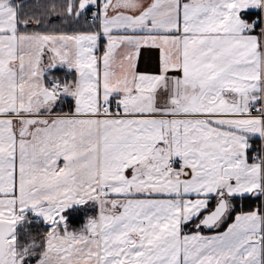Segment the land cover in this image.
Wrapping results in <instances>:
<instances>
[{
	"label": "snow or ice",
	"instance_id": "obj_1",
	"mask_svg": "<svg viewBox=\"0 0 264 264\" xmlns=\"http://www.w3.org/2000/svg\"><path fill=\"white\" fill-rule=\"evenodd\" d=\"M0 264H264V0H0Z\"/></svg>",
	"mask_w": 264,
	"mask_h": 264
}]
</instances>
